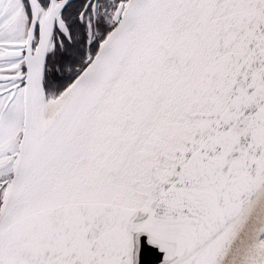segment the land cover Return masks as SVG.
<instances>
[{"label": "snow or ice", "instance_id": "obj_1", "mask_svg": "<svg viewBox=\"0 0 264 264\" xmlns=\"http://www.w3.org/2000/svg\"><path fill=\"white\" fill-rule=\"evenodd\" d=\"M0 264H264V0H0Z\"/></svg>", "mask_w": 264, "mask_h": 264}]
</instances>
